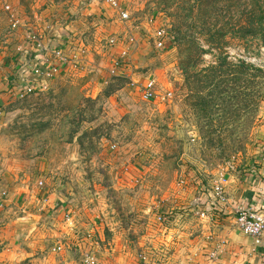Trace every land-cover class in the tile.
<instances>
[{"label":"rangeland","instance_id":"rangeland-1","mask_svg":"<svg viewBox=\"0 0 264 264\" xmlns=\"http://www.w3.org/2000/svg\"><path fill=\"white\" fill-rule=\"evenodd\" d=\"M53 1L69 13L72 0ZM49 2L16 0L15 9L43 28ZM193 2L170 0L165 11L159 0H120L128 18L119 28L91 44L90 27L83 33L85 68L0 109V203L14 187L35 192L30 215L11 222L28 235L35 264H196L206 253L186 231L209 235L237 217L214 191L222 177L225 190L248 178L264 146V47L240 31L250 26L249 0L200 11ZM15 33L1 25L0 86ZM147 79L158 94L149 102ZM60 195L78 221L72 239L59 233L68 221L47 214Z\"/></svg>","mask_w":264,"mask_h":264},{"label":"crops","instance_id":"crops-1","mask_svg":"<svg viewBox=\"0 0 264 264\" xmlns=\"http://www.w3.org/2000/svg\"><path fill=\"white\" fill-rule=\"evenodd\" d=\"M15 3L16 0H0V28L4 22L9 24L11 28L9 16L4 10L5 6L10 7L11 14L20 22L18 28L14 30L11 28V31H16L19 34L15 33L14 39L17 42L11 48L10 56L3 70L4 74L1 78L3 84L0 86V109H5L14 102L9 89L15 83L30 82L36 85L38 91L39 86L47 84L48 89H50L58 81L64 79L69 72L74 71L75 68L73 67L66 66L64 68L61 66L60 77L51 83L43 82L42 77L33 76L30 70L34 68L41 67L46 70L52 65H60L58 53L64 55L71 62L78 60L80 62L78 67L85 68L89 61V51L85 45L87 41L85 34H83L87 31L86 29L90 27L91 44L93 42L92 37H97L102 31L111 33L113 29L119 28L118 22L123 20L121 18L122 8L120 10L114 9L97 0H72L70 8L67 10L69 13L62 11V6H58L55 1L50 0L45 6V8L50 10L44 11L47 16L46 24H44L43 28H35L16 11ZM65 13L72 14L70 21H67V16L62 18ZM114 39L115 42H118L117 37H114ZM258 154V162L252 166L250 176L245 178L240 184L237 183L232 187L228 186V189L225 190L226 202L221 205L220 210H222L223 205H228L230 208L233 207L232 209H238V206L250 207L257 201L262 202L264 205V146ZM18 189L20 188H12L9 191L7 201H2V207L0 203V264H35L30 258L32 251L24 246L21 240V238L28 235L23 232L20 234V231L18 229L14 230L11 225V222L15 220L14 216L16 213L21 211L23 214V218L18 217L19 220H25V215H30L26 203L35 192L24 191L26 194H23L24 192H20ZM49 200L53 201L51 197ZM3 205H6L7 210L2 209ZM46 205H48L47 214H60L59 217L61 216L62 222L65 221L68 216L66 213L69 210V206L63 201L62 195L55 203L47 202ZM190 217L194 218V216L189 215L187 221L190 220ZM69 218L66 225L67 229L62 224V228L61 226L59 228V233L61 237L66 236L65 238L69 237V239H72L78 232V221L72 220L70 215ZM203 219L205 220L207 217ZM235 219H223L226 223L223 226L224 228H219L218 225L220 224H216L218 226L215 227L217 230L209 235L203 233V231H199L197 235H191L190 231L187 230L183 236H186V240L192 241V243H198L191 246H197L198 252L206 253L205 259H207V255L210 256L211 253L218 249L217 258L211 257L212 259L209 258V261L205 262V264H264L262 259L264 237L261 245L257 247L252 238L242 234L238 229ZM64 233L67 235H64ZM208 238H212V241L207 242L206 239ZM221 243H223V246ZM203 248H206V250L201 251ZM224 249L225 254L221 255V251H224ZM67 259V257L62 258L61 262L55 264H76L77 262ZM40 262L43 263L42 261Z\"/></svg>","mask_w":264,"mask_h":264},{"label":"built area","instance_id":"built-area-1","mask_svg":"<svg viewBox=\"0 0 264 264\" xmlns=\"http://www.w3.org/2000/svg\"><path fill=\"white\" fill-rule=\"evenodd\" d=\"M101 3H105L109 5L110 7L114 9H121V4L120 0H97ZM5 12L8 14L10 22H11V28L14 30L18 28L20 22L11 14V9L9 6L4 7ZM121 18L123 20H126L128 18V15L125 12L121 13ZM157 37L162 40L164 37V30L159 29L157 30ZM35 40V38H34ZM110 44L114 45L116 44L115 39L110 40ZM38 45V44H37ZM160 47L163 46V44L160 42L159 44ZM45 51V49H43ZM60 65H52L51 67L47 68L46 70H43L41 67L34 68L31 72L33 73V76L35 77H42L43 82L46 81L48 83H51L52 81H55L61 74V66L66 68L68 67H73V68H78L80 62L78 60H75L73 62L69 61L64 55H61L60 53L57 54ZM123 57L125 55L123 54ZM121 63L116 62L114 67L118 68ZM48 85L47 84H42L39 86V90H47ZM141 98L144 101H152L158 99V94L156 92V84L152 79H147L141 86ZM9 92H11V96L15 97L17 100H24L30 96L36 95L38 93V89H36V85L32 84L30 82L23 81L21 83H15V85L11 86L9 89ZM172 98V94H167L166 97L163 99L169 100ZM225 178L222 177L217 186L215 187V197L218 200L220 205L224 204L226 202V197H225ZM238 213L237 217L235 219V224L237 225L238 229L245 234L246 236L252 238L255 242V245L259 247L262 243V239L264 237V208L260 206L258 202L253 203L250 207H240L238 208ZM198 215L200 218H205L207 215L205 213L199 212ZM70 218L69 216L66 217V220L68 221ZM208 240L211 242L212 238H208ZM218 249L211 253L210 256L207 255V259L205 261H199L196 264H205V262L209 261V258H217L218 254ZM211 258V259H212ZM262 259L264 261V254H262ZM87 264H96V260L94 257H90L86 261ZM194 264V263H191Z\"/></svg>","mask_w":264,"mask_h":264},{"label":"trees","instance_id":"trees-1","mask_svg":"<svg viewBox=\"0 0 264 264\" xmlns=\"http://www.w3.org/2000/svg\"><path fill=\"white\" fill-rule=\"evenodd\" d=\"M184 3H188L190 0H182ZM247 0H194L192 10L200 11L202 6H213L214 8L220 7L222 5L234 4L236 6H241L243 2ZM165 11L170 8V0H159ZM249 5L253 7V12L251 15L250 26H241L240 31L250 34V38L259 41L264 47V0H249ZM243 6H247L244 3Z\"/></svg>","mask_w":264,"mask_h":264}]
</instances>
